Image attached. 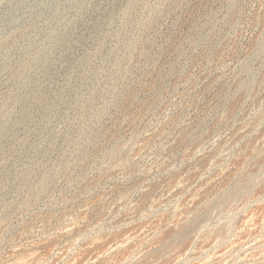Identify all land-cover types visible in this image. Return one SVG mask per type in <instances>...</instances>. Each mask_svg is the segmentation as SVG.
<instances>
[{
	"label": "rangeland",
	"instance_id": "rangeland-1",
	"mask_svg": "<svg viewBox=\"0 0 264 264\" xmlns=\"http://www.w3.org/2000/svg\"><path fill=\"white\" fill-rule=\"evenodd\" d=\"M0 264H264V0H0Z\"/></svg>",
	"mask_w": 264,
	"mask_h": 264
}]
</instances>
